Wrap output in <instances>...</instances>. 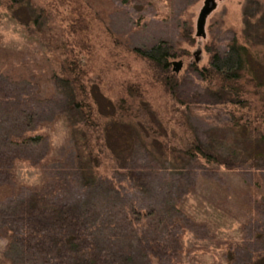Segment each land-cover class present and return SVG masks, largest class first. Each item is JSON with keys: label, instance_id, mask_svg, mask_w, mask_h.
I'll use <instances>...</instances> for the list:
<instances>
[{"label": "trees", "instance_id": "obj_1", "mask_svg": "<svg viewBox=\"0 0 264 264\" xmlns=\"http://www.w3.org/2000/svg\"><path fill=\"white\" fill-rule=\"evenodd\" d=\"M7 1L10 10H18L16 16L22 27L45 25L48 16L33 0ZM249 19L250 16L245 14V42L234 37L227 49L221 52L217 42L213 41L207 46L210 66L199 70L208 89L215 88L216 103L226 108L229 120L225 124L232 128L246 150L242 156L215 152L198 137L183 147L164 143L156 153L151 152L149 144H138V138L142 140L152 131L156 134L157 129L153 118L149 117L152 107L146 102L141 84L137 82L126 87L129 99L113 103L112 118L117 119L115 126L125 136L121 145L113 146L105 138V130L96 119L93 105L88 102L83 70L73 75L59 57L60 66L50 79L57 101L63 104L61 113L70 129L69 152L73 154V162L69 163L75 169L73 177L83 183L81 195L84 197L67 199L60 194L64 191H60L59 185L48 191L47 180L34 185L20 180L18 161L24 158L19 156L20 148H36L50 139V132L35 126L34 120L39 112L24 110L15 122L0 121V213L4 217L0 220V263L183 264L180 238L194 222L200 226L185 208L184 199L197 191L195 187L205 186L204 181L194 178L191 173L206 168L210 174L221 170L231 177L246 171L254 179L258 178L251 184L253 188L259 187V179H264V171L260 168L264 163V111L255 112V104L249 99L251 82L264 88V61L257 56L260 51L256 48L257 43L252 41L259 37L260 31L249 29ZM183 36L191 44L195 42L190 33L185 31ZM179 45L180 42L173 44L160 40L144 48L132 47L125 42L129 51L147 62L153 80L162 85L177 103L190 109L191 102L181 95L182 81L173 61L192 56V53ZM9 52L0 47V54ZM9 58L11 65L13 53H9ZM2 87L0 82V90ZM44 121L41 122L44 124ZM138 145L148 152L153 163L149 159L148 163L136 160ZM33 156L30 154V159ZM44 158L46 161L41 162L43 160L40 159L38 165L45 166L49 162L48 157ZM163 174L172 176L159 198L164 200L162 203L139 209L133 201H126V190L145 189L147 182L158 183L157 180L152 183L153 178ZM190 174L193 181L188 185L186 178ZM201 174L203 180H208V175ZM232 189L236 193L240 188L234 186ZM93 191L101 194L93 196ZM227 200L229 205L236 204L238 197L228 196ZM254 203L251 210L247 206L235 211L225 207L226 214L241 219L238 223L246 235L239 239L229 264L236 262L239 247L264 240V192L262 199ZM176 229H182V232L178 233ZM246 257L242 264H264V252L253 250Z\"/></svg>", "mask_w": 264, "mask_h": 264}, {"label": "rangeland", "instance_id": "obj_2", "mask_svg": "<svg viewBox=\"0 0 264 264\" xmlns=\"http://www.w3.org/2000/svg\"><path fill=\"white\" fill-rule=\"evenodd\" d=\"M33 1L48 16L43 27L34 24L22 27L16 16L18 10H10L8 1L0 0V47L13 53L11 65L8 63L9 53L0 54V82L3 83L0 121L15 122L24 110L39 112L34 120L35 126L50 132L49 141L43 145L29 150L20 148L19 156L24 158L18 161V174L23 183L34 185L47 180L48 191L59 185L60 191H64L60 194L71 200L83 194V183L73 177L75 169L69 163L73 162V154L69 152L70 129L61 113L63 104L57 101L50 79L60 66L59 57L73 75L83 70L88 102L93 105L96 119L105 130V138L113 146L117 147L121 140H125L124 132L115 126L117 119L112 118L113 103L129 99L126 87L137 82L141 84L146 102L152 107L149 117L153 118L157 129L156 134L152 131L143 137L145 140L138 138V144H149L151 152L156 153L164 143L183 147L198 137L215 152L241 156L246 153L232 128L225 124L229 116L226 108L216 103L215 88L208 89L200 71L210 66L207 46L213 41L217 42L221 52L227 49L234 37L245 42V14L250 16L249 29L260 31L259 37L252 41L257 43L256 48L260 51L257 56L264 61V0L254 3L252 0ZM205 11L204 26L200 30V18ZM185 31L195 38L193 44L184 38ZM160 40L173 44L180 42L179 46L192 53V56L173 61L182 81L181 95L191 102L190 109L171 98L164 87L153 80L147 62L125 46L128 42L132 47L147 48ZM195 59H198L197 63ZM249 88L252 90L249 99L255 104V112L264 111V88H259L254 82L249 84ZM42 120H45L44 124ZM30 154L34 155L32 159ZM44 157H48L49 162L45 166L38 165L40 159L43 160L41 162L46 161ZM135 158L140 163H148V159L154 162L141 145L136 148ZM260 168L264 171V163ZM201 173L208 175V180H203ZM191 174L204 181L205 186L195 187L197 191L184 199L185 208L200 226L194 222L180 238L179 246L183 249L181 261L183 264H229L239 239L246 235L238 223L241 219L226 214L225 207L235 211L247 206L251 210L254 202L262 199L264 179H259V189L258 185L256 188L251 186L258 178L254 179L246 171L229 177L221 170L210 174L202 168ZM191 174L186 178L188 185L193 181ZM171 176L154 177L152 183L156 180L158 183L147 182L145 189L126 190V201H133L139 209L162 203L164 200L159 198L163 190L166 191ZM234 186L240 188L236 193L232 189ZM100 194L92 193L93 196ZM228 196L238 197L237 203L229 205ZM0 215V220H4L2 213ZM176 232L181 233L182 229H176ZM253 250L264 252V240L239 247L236 250L238 258L232 264H242L247 253Z\"/></svg>", "mask_w": 264, "mask_h": 264}, {"label": "water", "instance_id": "obj_3", "mask_svg": "<svg viewBox=\"0 0 264 264\" xmlns=\"http://www.w3.org/2000/svg\"><path fill=\"white\" fill-rule=\"evenodd\" d=\"M206 13L207 11L203 12L201 18H200V22H199V28L200 30H202L203 26H204V22H205V17H206ZM175 66L177 67L176 63H175ZM175 67V68H176ZM177 69V68H176Z\"/></svg>", "mask_w": 264, "mask_h": 264}]
</instances>
